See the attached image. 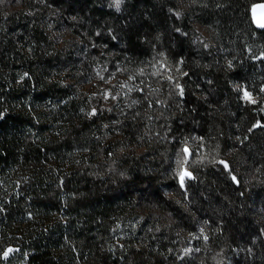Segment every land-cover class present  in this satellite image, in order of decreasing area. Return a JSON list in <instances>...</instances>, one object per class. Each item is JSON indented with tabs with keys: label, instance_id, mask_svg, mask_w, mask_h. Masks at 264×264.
Returning <instances> with one entry per match:
<instances>
[{
	"label": "trees",
	"instance_id": "1",
	"mask_svg": "<svg viewBox=\"0 0 264 264\" xmlns=\"http://www.w3.org/2000/svg\"><path fill=\"white\" fill-rule=\"evenodd\" d=\"M16 1L0 11V264H232L252 234L264 240V0H190L212 39L194 37L177 0H127L119 13L105 0ZM36 1L68 15L96 60L113 45L107 21L137 53L121 65L142 88L120 140L94 136L100 101L88 116L92 101L59 84L69 54ZM183 168L193 176L181 185ZM194 216L201 250L180 258Z\"/></svg>",
	"mask_w": 264,
	"mask_h": 264
},
{
	"label": "rangeland",
	"instance_id": "2",
	"mask_svg": "<svg viewBox=\"0 0 264 264\" xmlns=\"http://www.w3.org/2000/svg\"><path fill=\"white\" fill-rule=\"evenodd\" d=\"M104 6L108 7L115 13L123 12L127 0H105ZM18 2L16 0H0V11L3 12V15L8 14L6 8L14 5V8H18ZM37 10H39L38 16H46V23L44 26L50 27L51 31L49 32V38L54 42V46L60 50L61 53L69 54L68 62L63 64L60 69H56V79L62 82L59 84L65 85L68 87L69 96H87V100L92 101V108L88 116L94 115L96 112L95 103L100 101L101 106L105 108L106 120L102 121L100 131H94V136L101 138L102 143L106 144L107 142L111 143L118 138L120 140V132L126 123L125 120L128 119L130 112L138 105L139 94L142 88V83L140 80L136 79L134 69L131 68L130 64L128 66H121L122 62H125L126 59H129L133 55V58L136 57L137 53L134 51L130 54L129 51H125L124 39L117 37L115 32L111 28V21H107L104 25V33H108L110 40L113 45L107 47L105 50V61L100 59L96 60L92 55L88 54L85 49H83V41L77 35L72 33L67 26H65L64 19L66 20V14H59L54 11V7L48 5L43 1H36L35 4ZM173 12L179 17L181 21H185L188 25L190 32L193 33L194 37H208L212 39V33L209 29H206L205 26L195 22L196 16H194V9L190 0H177L174 4ZM2 15V16H3ZM195 17V18H194ZM72 19V17H69ZM133 18H131L132 20ZM136 20V19H135ZM49 22V23H48ZM52 27L51 26L54 24ZM83 33V31H81ZM199 38V39H200ZM195 43V42H194ZM85 46V45H84ZM213 50L208 51L207 56L221 60V49L218 45H213ZM69 48H73L70 51ZM85 48V47H84ZM75 49V50H74ZM119 55L121 59L116 58V55ZM104 58V57H103ZM102 58V59H103ZM64 62V61H63ZM128 63V62H127ZM133 64V62H129ZM140 71H144V67ZM186 72V71H185ZM147 86L151 88V84L148 83ZM151 86V87H150ZM234 87L240 88V95L243 97L247 96V92L244 88L239 85V82L234 83ZM96 100V101H95ZM97 104V103H96ZM154 113V111H152ZM120 125V126H119ZM197 144L199 137H196V134L193 132L190 135V139H195ZM121 155H125L124 150H120ZM167 170V169H166ZM162 175H165V172H162ZM183 175V179H182ZM192 173L183 168L179 175V183L184 184L186 179L192 178ZM164 192L167 196L174 198L176 197L171 190L164 188ZM179 200V199H177ZM188 207H184L181 210V215L187 223H190L187 217H189V212H191ZM151 211L155 216H159L162 212L158 214L157 208L151 206ZM187 213V214H186ZM172 214L165 212L161 214L160 224L164 226H171L174 222V219H171ZM193 226H189L192 230H188L187 227L186 234L181 240V246L177 250V254L180 258L190 259L193 254H197L200 251L198 246V238L202 236L204 227L196 216L193 217ZM184 221V222H185ZM182 228V224L176 225ZM263 238L257 234H252L248 241H244V245L241 248H237L236 253L240 254L238 256L239 260L232 264H243L246 261V258L250 260V263L264 258V243ZM242 257L243 259H240Z\"/></svg>",
	"mask_w": 264,
	"mask_h": 264
},
{
	"label": "snow or ice",
	"instance_id": "3",
	"mask_svg": "<svg viewBox=\"0 0 264 264\" xmlns=\"http://www.w3.org/2000/svg\"><path fill=\"white\" fill-rule=\"evenodd\" d=\"M119 2V0H117V3ZM261 27H264V24H261L260 25ZM182 179H183V175H182ZM5 255H7V253L5 254Z\"/></svg>",
	"mask_w": 264,
	"mask_h": 264
}]
</instances>
